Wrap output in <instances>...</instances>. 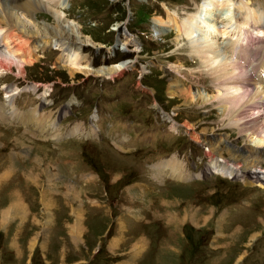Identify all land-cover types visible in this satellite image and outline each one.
Segmentation results:
<instances>
[{"label": "rangeland", "instance_id": "1", "mask_svg": "<svg viewBox=\"0 0 264 264\" xmlns=\"http://www.w3.org/2000/svg\"><path fill=\"white\" fill-rule=\"evenodd\" d=\"M202 1L66 0L67 20L92 41L77 50L80 62L133 59L130 67L72 78L54 69L65 61L53 45L24 75L15 66L0 72V264H264V184L209 170L214 155L194 139L208 129L230 135L223 150L242 149L245 117L233 123L231 95L185 103L167 88L176 76L193 94H217L214 65L170 23ZM46 13L36 17L51 23ZM256 70L253 87L263 90ZM260 114L264 122V107ZM172 157L182 179L158 167Z\"/></svg>", "mask_w": 264, "mask_h": 264}, {"label": "bare ground", "instance_id": "2", "mask_svg": "<svg viewBox=\"0 0 264 264\" xmlns=\"http://www.w3.org/2000/svg\"><path fill=\"white\" fill-rule=\"evenodd\" d=\"M65 1L0 0V72L10 71L15 66L24 75L27 66H34L38 62L36 56L40 50L48 49L53 45L63 53L62 60L65 61L61 67L54 69L66 71L72 78L79 73L113 77L130 67L134 62L133 59L119 61L113 66L105 65L97 68L80 62V54L77 50L92 41L84 40L82 27L78 22L67 20ZM53 6H58L60 10ZM216 11L219 13L217 16ZM41 12L50 13L52 22L39 21L36 15ZM171 18L173 19L170 23L173 27L187 33L191 52L201 60L206 59V67L214 65L210 73L214 75L215 82L219 83V86L216 87V96H205L201 92L193 94L175 76L169 80L168 92L173 96H179L185 103L188 98H193V102L202 99L203 103H210L222 94L231 95L232 97L226 98V101H230L233 107L238 108L233 112L232 116L235 118L233 123L238 124L239 118L245 117L244 122L238 126L242 149L227 145L228 150H223L224 141L230 137L225 133L209 137L208 129H203L194 136L197 142L208 146L209 156L214 155L209 170L218 171V174L224 176L230 174L231 178L236 176L234 174H238L234 170L247 172L251 174V178H257L258 182L264 184V122H261L263 116L260 114L264 107V88L260 90L261 87H253L254 70L259 63L264 62V54L261 60L256 56L259 48L264 47V38L261 37L264 35V0H237V2L203 0L197 13L184 18L180 25L175 14ZM164 24L162 23L165 27L169 26L166 25L167 23ZM162 25L160 24V27ZM255 30L256 34L253 33ZM221 35H225L223 39L231 37L233 40L230 46L233 56L231 58L220 46ZM128 42L129 39L123 43V46L127 47ZM252 56H255L253 61H251ZM263 75L264 70L258 75V78L261 77V82L264 79ZM7 93L10 98L16 94L12 89H8ZM31 116L33 118L28 117L31 122H34L35 118L37 122L42 120L41 116ZM190 127L194 128L193 125ZM212 132L216 131L212 130ZM159 166L177 179L184 177L183 165L175 157L159 163ZM37 175L30 173L27 176L29 179H36ZM19 194L16 190L13 200L11 199L17 210L22 203H20L22 195Z\"/></svg>", "mask_w": 264, "mask_h": 264}]
</instances>
